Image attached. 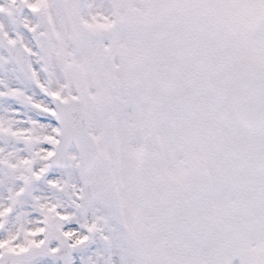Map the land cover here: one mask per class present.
<instances>
[{
    "label": "snow or ice",
    "instance_id": "1",
    "mask_svg": "<svg viewBox=\"0 0 264 264\" xmlns=\"http://www.w3.org/2000/svg\"><path fill=\"white\" fill-rule=\"evenodd\" d=\"M0 264H264V0H0Z\"/></svg>",
    "mask_w": 264,
    "mask_h": 264
}]
</instances>
